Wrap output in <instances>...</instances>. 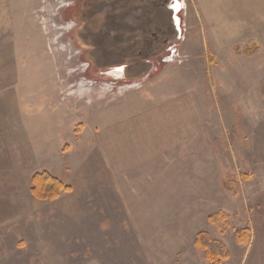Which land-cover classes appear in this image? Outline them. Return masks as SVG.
Listing matches in <instances>:
<instances>
[{
    "label": "rangeland",
    "instance_id": "rangeland-1",
    "mask_svg": "<svg viewBox=\"0 0 264 264\" xmlns=\"http://www.w3.org/2000/svg\"><path fill=\"white\" fill-rule=\"evenodd\" d=\"M180 1V39L151 72L114 52L161 22L145 2L37 0L14 14L17 85L36 87H18L30 133L38 111L34 173L70 191L39 200L34 173L10 172L21 194L30 182L28 201L12 203L0 171V264H209L194 244L201 231L226 248L221 264H259L264 0ZM118 64L120 79L99 72Z\"/></svg>",
    "mask_w": 264,
    "mask_h": 264
},
{
    "label": "crops",
    "instance_id": "crops-1",
    "mask_svg": "<svg viewBox=\"0 0 264 264\" xmlns=\"http://www.w3.org/2000/svg\"><path fill=\"white\" fill-rule=\"evenodd\" d=\"M36 1L0 0V171L3 174L8 173V176H1L6 179V182L1 186L15 189L10 192L11 196H13L12 203L16 202L19 196L28 201L29 175L41 170V165L36 162L37 150H34L33 145L29 142V139L33 140L37 137L39 130L38 124L40 122L37 117V107H31L32 112H34L31 115L34 117L33 121H31L34 122L31 129L33 134L29 132L27 124L28 112L24 108V106L29 104V101H27L26 97L19 94L21 91H33L36 87L17 85L19 69L17 67V58L22 54L24 38H22V28L17 22V17L13 18L14 14L19 15V12L32 10L33 6L36 5ZM19 86L22 88L21 91L18 89ZM24 156L33 157V161H22ZM22 170L29 171V175L28 179L23 183L21 194L19 183L12 184L8 178L10 172ZM258 209L259 264H264V186L260 189Z\"/></svg>",
    "mask_w": 264,
    "mask_h": 264
},
{
    "label": "flooded vegetation",
    "instance_id": "flooded-vegetation-1",
    "mask_svg": "<svg viewBox=\"0 0 264 264\" xmlns=\"http://www.w3.org/2000/svg\"><path fill=\"white\" fill-rule=\"evenodd\" d=\"M105 1L109 3L111 2V0H105ZM138 1L139 0H134V3H138V5L140 4L143 5V3L145 2L147 4L148 7L145 10L146 12L162 13L163 16L161 19H159V21L161 22H157V20H153L151 24L150 23L144 24L143 25V28L145 29L144 32L140 34L138 33L139 35L137 34L135 38V41L137 40L136 41L137 43H135L130 48L129 45L126 47H124V45L122 46L115 45L116 48L114 52L116 54H121V55L125 53L129 57L130 55L134 57L137 56V62H135L134 65L137 64L136 67H138V64L140 63L146 64L148 65L146 69L151 72L153 70H156L157 67L160 65V63L156 62V60L159 56H161L160 55L161 52L163 50H165V52L166 50L167 52L168 51L170 52L172 44L175 43L174 41H178L180 39L182 33L181 20H180L182 5L180 0H140V3ZM74 10H78V8L74 7ZM105 16L106 14L104 15L100 14V16L98 17V19L100 20V24L107 25V27H112L113 24L109 23L108 25ZM166 56H163V59L166 58ZM118 58L122 59L123 56H119ZM126 65L127 64H118L117 66H109V67L107 66L105 67L106 70L103 69L100 70L99 72L104 76H111V77L114 76L117 77L116 79H120L121 77H123L122 73L124 72V68H125L124 66ZM136 67L135 70L137 69Z\"/></svg>",
    "mask_w": 264,
    "mask_h": 264
},
{
    "label": "trees",
    "instance_id": "trees-1",
    "mask_svg": "<svg viewBox=\"0 0 264 264\" xmlns=\"http://www.w3.org/2000/svg\"><path fill=\"white\" fill-rule=\"evenodd\" d=\"M70 191V186L64 184L60 179L51 175L47 171L36 172L32 176V186L30 193L34 198L39 200H54L61 192ZM221 211L215 212L208 217L210 223L218 225ZM239 242L244 241L243 237L247 236L248 230L242 229L235 232ZM195 246L203 251V255L209 264H221L228 257V252L224 245L209 236L205 231L199 232L194 241Z\"/></svg>",
    "mask_w": 264,
    "mask_h": 264
}]
</instances>
